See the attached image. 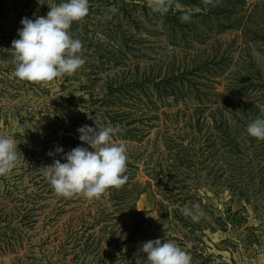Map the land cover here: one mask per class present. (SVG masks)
I'll use <instances>...</instances> for the list:
<instances>
[{"label": "rangeland", "instance_id": "1", "mask_svg": "<svg viewBox=\"0 0 264 264\" xmlns=\"http://www.w3.org/2000/svg\"><path fill=\"white\" fill-rule=\"evenodd\" d=\"M61 2L0 0V135L18 141L16 166L0 176V264H132L154 239L177 244L191 264H264V140L246 131L264 118V0H175L166 13L147 0H89L69 29L84 65L48 84L19 81L11 47L22 18ZM110 75L152 78L122 106L133 122L121 133L144 135L112 139L137 166L127 187L145 188L126 199L121 188L58 197L44 167L77 146L92 150L77 130L104 127L89 113ZM164 78L173 81L156 82ZM169 185L179 194L164 199L163 217L157 202ZM174 206L198 222L175 219Z\"/></svg>", "mask_w": 264, "mask_h": 264}, {"label": "clouds", "instance_id": "2", "mask_svg": "<svg viewBox=\"0 0 264 264\" xmlns=\"http://www.w3.org/2000/svg\"><path fill=\"white\" fill-rule=\"evenodd\" d=\"M175 0H147L154 11L166 13ZM205 4L211 0H204ZM177 10H182L176 3ZM89 12V0H65L50 6L46 16L34 20L22 18L18 29L19 39L12 41L14 77L19 81L48 84L56 78L71 76L85 63L82 42L73 39L69 29L73 22L82 20ZM189 19L186 13L182 22ZM92 118V117H89ZM79 139L88 147L77 146L64 153L66 162L59 159L44 167V176L58 197L82 196L88 200L99 199L110 188L119 189L127 181L126 146L114 144L112 139L122 131L121 125L93 128L84 125L77 130ZM247 133L264 140V118H256L247 125ZM18 141L0 135V176L11 173L16 166ZM56 153H63L61 147ZM49 155H53L52 152ZM183 214L198 222L199 216L191 209ZM146 253L147 264H191V256L172 241L148 240L141 249Z\"/></svg>", "mask_w": 264, "mask_h": 264}, {"label": "trees", "instance_id": "3", "mask_svg": "<svg viewBox=\"0 0 264 264\" xmlns=\"http://www.w3.org/2000/svg\"><path fill=\"white\" fill-rule=\"evenodd\" d=\"M218 1H224V2H230V0H218ZM98 70V69H96ZM91 74H94V72H91ZM152 78L148 77L147 75H144L143 77H131V79L127 78H117L114 75H110V77H107L104 84L100 85L99 89V97H96L94 101L92 102L93 106H91L89 117H92L93 124H102L104 127H107L109 125L116 126L117 124L121 125V128H125L126 125L131 124L133 122L132 118H130L129 111L127 109H124L123 101L125 98V95H128V90L132 91L133 87L140 86L142 83L146 82V80H150ZM170 82L172 83V79L167 78L160 79L158 82ZM135 85V86H134ZM92 86V85H90ZM99 115L101 117H95ZM94 118V119H93ZM96 118V119H95ZM131 130L134 133H118L115 135V138L117 139L118 136H121L120 138H126V139H133L135 138H141L144 134V128L140 126H134L130 127ZM137 166L130 161L127 158V168L126 173L124 175L127 176V180L132 178V176H135L137 172ZM128 181L121 187L122 193L124 197H120L122 199H126L130 197H136L138 194H140L145 186L142 185L139 181L131 182L132 186H128ZM174 185H169L166 188H162V198L158 199L157 206H158V212L163 213V217L169 216L170 212L168 210V205L164 203V199H169L172 197L177 196L176 191L173 189ZM120 189V188H119ZM133 207H135V203L132 204ZM139 212L136 210V213ZM173 217L175 219H183V210H179L177 206H174L172 209ZM1 223H4L6 220H8V215L3 214L0 216ZM0 223V224H1ZM5 227L7 225L3 224L0 225V235H3V232H5ZM135 233L139 232L138 229L134 231ZM7 233V232H6ZM1 248V247H0ZM137 254L134 255L133 258H131L132 264H147L146 260V253H143L141 250L136 249ZM137 259L139 261H137Z\"/></svg>", "mask_w": 264, "mask_h": 264}]
</instances>
